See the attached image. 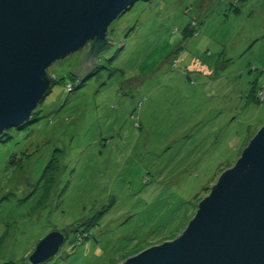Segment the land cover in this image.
Wrapping results in <instances>:
<instances>
[{"label":"rangeland","instance_id":"obj_1","mask_svg":"<svg viewBox=\"0 0 264 264\" xmlns=\"http://www.w3.org/2000/svg\"><path fill=\"white\" fill-rule=\"evenodd\" d=\"M107 37L90 74H74L89 44L55 61L31 121L0 135V264L54 227L42 264L176 238L264 124V0H137Z\"/></svg>","mask_w":264,"mask_h":264},{"label":"water","instance_id":"obj_2","mask_svg":"<svg viewBox=\"0 0 264 264\" xmlns=\"http://www.w3.org/2000/svg\"><path fill=\"white\" fill-rule=\"evenodd\" d=\"M137 0H0V135L30 121L54 77L49 67L79 52L78 77L109 47V25ZM67 232L54 227L25 264L58 254ZM119 264H264V124L224 170L172 240Z\"/></svg>","mask_w":264,"mask_h":264},{"label":"trees","instance_id":"obj_3","mask_svg":"<svg viewBox=\"0 0 264 264\" xmlns=\"http://www.w3.org/2000/svg\"><path fill=\"white\" fill-rule=\"evenodd\" d=\"M95 69H97V67L95 68ZM94 69V70H95ZM88 74H90V73H88ZM88 74H86V75H84L83 77H81L82 79L84 78V77H86ZM36 111H34V113H35ZM30 121H31V119H30ZM15 129H19V128H17V127H14ZM1 137V136H0Z\"/></svg>","mask_w":264,"mask_h":264}]
</instances>
